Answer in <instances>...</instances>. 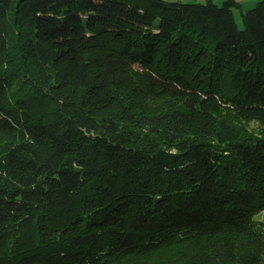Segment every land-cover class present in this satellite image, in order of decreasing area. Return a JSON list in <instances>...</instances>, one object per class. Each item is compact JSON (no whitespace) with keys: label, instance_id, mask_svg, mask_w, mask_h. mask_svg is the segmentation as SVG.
Wrapping results in <instances>:
<instances>
[{"label":"trees","instance_id":"obj_1","mask_svg":"<svg viewBox=\"0 0 264 264\" xmlns=\"http://www.w3.org/2000/svg\"><path fill=\"white\" fill-rule=\"evenodd\" d=\"M0 0V264H264V0Z\"/></svg>","mask_w":264,"mask_h":264},{"label":"rangeland","instance_id":"obj_2","mask_svg":"<svg viewBox=\"0 0 264 264\" xmlns=\"http://www.w3.org/2000/svg\"><path fill=\"white\" fill-rule=\"evenodd\" d=\"M168 1H182L186 3H204L206 0H168ZM218 5H222L226 0H213ZM241 4L240 9L234 11L236 21L241 29H243L242 13L254 8L261 0H237Z\"/></svg>","mask_w":264,"mask_h":264}]
</instances>
